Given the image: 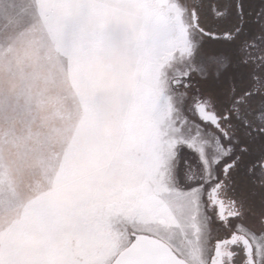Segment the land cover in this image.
<instances>
[{"label":"snow or ice","instance_id":"6c2138e0","mask_svg":"<svg viewBox=\"0 0 264 264\" xmlns=\"http://www.w3.org/2000/svg\"><path fill=\"white\" fill-rule=\"evenodd\" d=\"M21 27L50 175L0 174V264H264V0H0Z\"/></svg>","mask_w":264,"mask_h":264},{"label":"rangeland","instance_id":"374dc122","mask_svg":"<svg viewBox=\"0 0 264 264\" xmlns=\"http://www.w3.org/2000/svg\"><path fill=\"white\" fill-rule=\"evenodd\" d=\"M49 24L55 26V17ZM38 47L36 35L24 27L0 47V174L6 184L11 181L10 191L44 184L46 174L50 175L48 149L40 148L47 139L39 135L40 130L48 131L44 113L36 98L32 99L30 111L25 105L30 95L35 96ZM18 205L15 199L0 200V216L14 219ZM25 242L22 237L20 243Z\"/></svg>","mask_w":264,"mask_h":264},{"label":"flooded vegetation","instance_id":"af4514ba","mask_svg":"<svg viewBox=\"0 0 264 264\" xmlns=\"http://www.w3.org/2000/svg\"><path fill=\"white\" fill-rule=\"evenodd\" d=\"M207 24L210 26L216 27V25L212 21H208Z\"/></svg>","mask_w":264,"mask_h":264}]
</instances>
